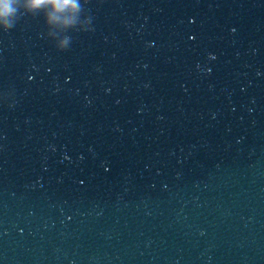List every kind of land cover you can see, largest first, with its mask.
I'll list each match as a JSON object with an SVG mask.
<instances>
[{
	"label": "water",
	"instance_id": "water-1",
	"mask_svg": "<svg viewBox=\"0 0 264 264\" xmlns=\"http://www.w3.org/2000/svg\"><path fill=\"white\" fill-rule=\"evenodd\" d=\"M15 7L0 264H264V0Z\"/></svg>",
	"mask_w": 264,
	"mask_h": 264
},
{
	"label": "clouds",
	"instance_id": "clouds-1",
	"mask_svg": "<svg viewBox=\"0 0 264 264\" xmlns=\"http://www.w3.org/2000/svg\"><path fill=\"white\" fill-rule=\"evenodd\" d=\"M45 3H51L56 10L74 6V0H28V7L38 8ZM15 4L16 0H0V21L5 24L6 28L13 26L10 17L16 13Z\"/></svg>",
	"mask_w": 264,
	"mask_h": 264
}]
</instances>
